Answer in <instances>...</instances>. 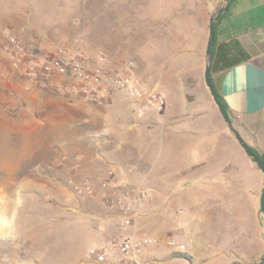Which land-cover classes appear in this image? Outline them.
<instances>
[{
	"label": "crops",
	"instance_id": "1",
	"mask_svg": "<svg viewBox=\"0 0 264 264\" xmlns=\"http://www.w3.org/2000/svg\"><path fill=\"white\" fill-rule=\"evenodd\" d=\"M41 2L46 6L55 4L56 16L60 23L68 25L64 30L72 44L81 23L74 15L68 19L63 14L71 7L75 9L72 13L86 11L88 0ZM104 3L109 4L107 0ZM180 3L183 6L177 11L164 9L165 5L153 1L149 10L134 12L131 56L137 65L136 78L149 91L165 95L160 126L149 135L145 132L144 137L134 138L125 159L112 158L94 180L87 179L91 193L72 199L77 204L73 210L61 208L64 212L54 231L50 219H55L48 217L45 221L48 224L44 222L47 225L42 224L41 233L37 234L43 238L40 244L21 234L12 237L19 242L12 248L13 264H65L77 254L79 264H97L84 260L87 249L122 237L153 239V244L144 246L139 263L146 256L163 251L164 256L170 257L183 253L190 264H254L264 258V214L259 212L264 176L228 131L203 79L208 22L224 0H180ZM167 8L171 9L170 5ZM138 18H150V24L147 19L144 25H139ZM161 18L167 19L165 26L155 28L154 19ZM104 24L103 20L102 50L115 59L119 40L117 35H109ZM215 24L216 49L223 45L229 56L244 53L247 58L211 72V83L234 129L264 161V0H230ZM110 39L117 44L110 45ZM192 84H196L194 89ZM186 99L194 102V112L183 110L188 108ZM116 150L121 153L120 144ZM108 172L113 173L110 182ZM126 190L134 196L145 191L149 197L131 209L132 221L128 226L120 224L119 212L107 200ZM217 198L222 202L223 198L232 199L230 205L225 202L227 206L219 210L226 222L222 223L215 245L222 251H230L229 255L221 252L222 258L209 254L205 224L206 216L213 211L210 204L216 203ZM239 199L247 200L246 208L238 205ZM51 206L48 203L47 207ZM245 211L250 218L249 228L245 230L240 225L238 234L229 239V226L237 223L227 224V218L241 219ZM70 217L74 218L72 223ZM4 226L0 220V241L8 233ZM169 240L173 246L166 244ZM241 248L246 257L238 254Z\"/></svg>",
	"mask_w": 264,
	"mask_h": 264
},
{
	"label": "rangeland",
	"instance_id": "2",
	"mask_svg": "<svg viewBox=\"0 0 264 264\" xmlns=\"http://www.w3.org/2000/svg\"><path fill=\"white\" fill-rule=\"evenodd\" d=\"M114 1L107 0L109 4L105 5L104 0H88L86 11L80 9L72 13L73 7L66 10L63 18L70 19L74 15L81 23L74 34L76 40L72 39L71 44V37L64 30L68 25L60 23L55 4L46 6L41 0H0V220L8 231L1 236L0 264H13L10 259L12 248L19 242L13 241L12 237L21 234L40 244L43 238L37 234L41 233L42 224L47 223L48 217L55 219H50L49 225L54 231L64 212L61 208L73 210L72 207L77 206L71 202L78 200L73 185L94 180L112 158L122 156L125 159L134 138L144 137L142 133L145 132L149 135L160 126L161 117H155L152 122H135L126 109L127 99L122 94H114L107 103L97 104L44 89L35 78L19 74L3 48L7 35L13 33L26 46H36V51L41 54L61 46L67 52L78 50L91 56L103 54L112 69L121 68L131 60L134 64L131 75L139 77L131 56L134 12L149 10L153 1L170 11H177L183 5L180 0ZM103 20L104 29L110 36L117 35L119 40L115 59L102 50ZM146 20L149 22L150 18H138L139 25H144ZM154 20L157 21L155 28H158L165 26L167 19ZM60 30H64V34ZM116 44V40L110 39V45ZM195 86L192 84V89ZM184 101L188 108L183 110L194 112V102ZM117 144L121 146V153L116 150ZM223 199L224 203L217 198L216 203L210 204L213 211L206 216L205 222L209 254L220 255V258L223 257L221 252L230 254L229 250L222 251L215 245L222 223L226 222L219 210L227 206L225 202L230 205L232 200ZM48 203L52 204L51 208L47 207ZM239 203L241 208H246V199H239ZM72 219L70 217V222ZM249 219L246 211L241 219L227 218V224L237 223L229 226L228 238L234 239L240 225L247 230ZM12 223L14 231L10 232ZM163 252L146 256L140 264H190L184 258L175 260L176 257L164 256ZM238 254L246 257L244 248ZM78 256L74 255L65 264H79Z\"/></svg>",
	"mask_w": 264,
	"mask_h": 264
},
{
	"label": "built area",
	"instance_id": "3",
	"mask_svg": "<svg viewBox=\"0 0 264 264\" xmlns=\"http://www.w3.org/2000/svg\"><path fill=\"white\" fill-rule=\"evenodd\" d=\"M3 48L19 74L30 75L40 87L56 94L70 99L83 98L97 104L107 103L114 94H122L127 99L126 109L135 122H152L165 108V95L162 92L149 91L131 75L130 70L134 69L131 60L121 68L112 69L103 55L91 56L78 50L67 52L63 46L41 54L36 51V46H26L13 33L7 35ZM110 180H113L112 172H108L107 181ZM88 182L73 185V192L79 196L91 193ZM107 200L119 212L122 218L120 224L128 226L132 221L131 209L141 200L148 201L149 197L145 191H139L134 196L126 190ZM153 243V239L146 238L105 240L88 248L84 260L97 264H140L138 259L144 246ZM166 244L174 245L172 240Z\"/></svg>",
	"mask_w": 264,
	"mask_h": 264
},
{
	"label": "water",
	"instance_id": "4",
	"mask_svg": "<svg viewBox=\"0 0 264 264\" xmlns=\"http://www.w3.org/2000/svg\"><path fill=\"white\" fill-rule=\"evenodd\" d=\"M230 3V0H224V4L219 7L214 14L211 15L209 22H208V37H207V44H206V52H205V64H204V71H203V79L204 83L206 85V89L208 94L210 95L212 101L214 102L215 106L218 108V112L225 122V125L227 126L228 131L233 135L235 140L238 142V144L243 149L244 153L250 157L256 164L258 165V168L261 170V173L264 176V161L262 158L256 154L254 151L250 149V147L243 141L241 136L238 134V132L234 129L230 117L225 111V107L221 104L219 101L218 95L215 92V88L211 83L210 79V71H211V64H212V48H213V41H214V33L215 28L214 24L217 21L220 14H222L226 9L228 8V5ZM259 212L264 214V186L262 187V192L260 195V205H259ZM254 264H264V258L260 260V262H256Z\"/></svg>",
	"mask_w": 264,
	"mask_h": 264
},
{
	"label": "trees",
	"instance_id": "5",
	"mask_svg": "<svg viewBox=\"0 0 264 264\" xmlns=\"http://www.w3.org/2000/svg\"><path fill=\"white\" fill-rule=\"evenodd\" d=\"M214 28L216 29V24H214ZM216 45H217V42H216V39L214 37L213 48H212V64H211L210 73L215 71V70L228 68L232 65L239 63L241 60H244L247 58L244 53H242L241 55L240 54H231L229 56L227 53L229 51L226 49L224 50V47H222L223 45L218 46L217 49H216ZM216 59H218V60L216 61ZM217 64H219V67H217ZM218 98H219V101L221 102V104L223 105V107H225L219 96H218ZM174 256L175 257H183L184 259L189 260L188 256L183 255V253H180V252L175 253Z\"/></svg>",
	"mask_w": 264,
	"mask_h": 264
}]
</instances>
